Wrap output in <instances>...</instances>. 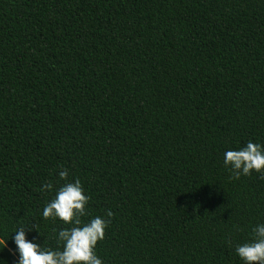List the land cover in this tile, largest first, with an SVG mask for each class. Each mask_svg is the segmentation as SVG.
Returning a JSON list of instances; mask_svg holds the SVG:
<instances>
[{"label":"trees","instance_id":"16d2710c","mask_svg":"<svg viewBox=\"0 0 264 264\" xmlns=\"http://www.w3.org/2000/svg\"><path fill=\"white\" fill-rule=\"evenodd\" d=\"M249 140L264 146V0H0V264L23 226L58 246L69 225L41 217L40 186L62 168L82 222L113 213L103 264H242L264 178H233L223 153Z\"/></svg>","mask_w":264,"mask_h":264},{"label":"clouds","instance_id":"9594fccd","mask_svg":"<svg viewBox=\"0 0 264 264\" xmlns=\"http://www.w3.org/2000/svg\"><path fill=\"white\" fill-rule=\"evenodd\" d=\"M223 164L233 178L248 176L252 171L264 178V146L249 140L241 147L228 149L223 153ZM56 175L62 181L58 187L54 189L52 183L40 186L42 192H54L40 215L44 219H58L69 227L54 230L56 248L42 247L36 242V237L26 238L29 230L24 226L16 229L11 236L18 256L15 264H103L95 253V247L98 241L103 240L104 230L113 213L106 212L109 219L97 215L86 223L82 222L81 217L88 215L86 205L89 197L84 194L80 180H69L66 168ZM234 252L242 264H264V223H257L251 238L235 245Z\"/></svg>","mask_w":264,"mask_h":264}]
</instances>
